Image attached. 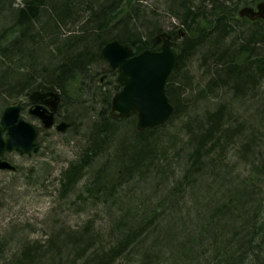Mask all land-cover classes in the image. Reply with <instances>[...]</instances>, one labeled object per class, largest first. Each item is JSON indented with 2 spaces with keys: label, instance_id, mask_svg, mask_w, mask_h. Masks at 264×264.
Returning <instances> with one entry per match:
<instances>
[{
  "label": "trees",
  "instance_id": "trees-1",
  "mask_svg": "<svg viewBox=\"0 0 264 264\" xmlns=\"http://www.w3.org/2000/svg\"><path fill=\"white\" fill-rule=\"evenodd\" d=\"M149 1L0 0V96L59 90L69 129L75 112L90 119L62 173L64 193L83 181L70 206L86 219L32 240L11 226L1 264H264V0ZM178 27L174 113L139 131L112 111L117 70L101 49L160 50Z\"/></svg>",
  "mask_w": 264,
  "mask_h": 264
},
{
  "label": "rangeland",
  "instance_id": "rangeland-1",
  "mask_svg": "<svg viewBox=\"0 0 264 264\" xmlns=\"http://www.w3.org/2000/svg\"><path fill=\"white\" fill-rule=\"evenodd\" d=\"M15 1V5L18 6L23 3L22 0ZM193 1L196 4L210 2V0ZM165 2L166 0H151L148 5L152 8L159 4L162 9H166L167 4ZM242 9L244 8L242 7ZM170 21L173 24L176 22L175 19L170 20L167 18L164 26L165 30H170L171 26L168 25ZM178 30H180V27L177 28V32ZM193 62L196 67L200 65L197 60ZM186 70H188L187 67ZM203 71H199V75L203 74ZM258 92L260 94L264 93V83ZM249 96L248 98H252L256 95L249 94ZM0 98V117L4 108L8 105L19 101L25 104L21 115L37 127V141L40 145L39 151L31 155H20L17 152L8 154L7 158L16 165V171H0L1 239L10 234L11 230L9 231V229L11 226L17 224L23 229L19 237L26 236L31 240L46 237L45 234L50 233L53 226L62 229L65 224L74 226L82 224L86 216L75 208H71L68 200L64 198L61 179L63 178L62 173L78 158L87 141V127L90 119L83 118L81 113L75 112L73 114L74 118H72L74 119L72 127L65 133H61L55 128L45 129L38 117L29 114V101L26 95L18 94L12 97L1 95ZM199 106L197 105L195 108H199ZM199 110L201 109H198L195 114H198ZM252 110L254 108L247 111L246 114H249ZM69 113L62 107V110L59 111V118L64 120L62 117L68 116ZM70 115L72 114L70 113ZM185 119L187 120L186 115L182 117L181 121L186 122ZM14 246L13 250H16L19 245L15 243ZM4 252L9 254L5 250Z\"/></svg>",
  "mask_w": 264,
  "mask_h": 264
},
{
  "label": "water",
  "instance_id": "water-1",
  "mask_svg": "<svg viewBox=\"0 0 264 264\" xmlns=\"http://www.w3.org/2000/svg\"><path fill=\"white\" fill-rule=\"evenodd\" d=\"M103 59L117 69V83L121 90L112 98L111 105L122 117L137 116V129H147L166 123L174 112L167 96V84L179 62V53L169 38L160 50L145 49L136 53L130 44L113 40L102 49ZM32 106L29 113L38 117L43 127L65 133L70 123L55 122V114L61 103L59 91L34 90L29 95ZM22 104L7 106L0 118V170L13 172L16 166L5 158L6 154L20 155L36 153L38 130L21 117Z\"/></svg>",
  "mask_w": 264,
  "mask_h": 264
},
{
  "label": "bare ground",
  "instance_id": "bare-ground-1",
  "mask_svg": "<svg viewBox=\"0 0 264 264\" xmlns=\"http://www.w3.org/2000/svg\"><path fill=\"white\" fill-rule=\"evenodd\" d=\"M252 0H243L242 2H244L242 5H244V4H246V3H248V2H251ZM254 1H257V0H254ZM174 25H177L176 24V22H175V24ZM178 26V25H177ZM171 28H172V26H171ZM181 27H180V30H178V33L176 34L177 36L176 37H178L176 40H174L173 39V35H167V37L166 38H169L170 39V41H171V43H172V45L174 46V48L178 51V53H179V62H178V65H177V67L179 66V63H180V51L178 50V48H177V46H178V44H179V42L181 41V39H182V37H183V33H182V31H181ZM165 38V39H166ZM165 39H163L162 40V43H161V45L163 44V42L165 41ZM113 40H117V39H113ZM112 39H110L109 41H107L106 43H108V42H110V41H113ZM106 43H104V45L106 44ZM104 45H103V47H104ZM103 47H102V49H103ZM102 49H101V53H102ZM102 55V54H101ZM103 58V57H102ZM110 66V65H109ZM177 67L173 70V73H172V76H173V74H174V72H175V70L177 69ZM110 68L111 69H113L111 66H110ZM114 70V69H113ZM172 76L170 77V79L172 78ZM169 79V80H170ZM169 82V81H168ZM116 83H117V81H116ZM118 84V83H117ZM168 85V84H167ZM118 86H119V90H117V91H115L114 93H113V96H114V94L116 93V92H118V91H120L121 90V86L118 84ZM26 96H28V95H26ZM113 96H112V98H113ZM111 101H112V99H111ZM111 108H112V105H111ZM112 111L113 112H115V113H117L119 116H120V114L117 112V111H114L113 109H112ZM136 116V114H132L131 116ZM131 116H129V117H131ZM120 117H122V116H120ZM199 117H200V115H199V113L198 114H193L192 115V119H199ZM122 118H128V117H122ZM187 118V120H186V122H183V120L181 121V119L179 120V122H180V127H182L183 128V126L186 124V123H188L189 121L188 120H190V116H187L186 117ZM136 124H137V116H136ZM137 127V126H136ZM239 176L240 177H238V179L239 180H237L239 183H241V182H243L244 181V179H243V177L242 176H244L243 174H242V172H239ZM63 180V178L61 179V182H63L62 181ZM62 184H64V183H62ZM82 184H83V181L82 180H80L79 182H77L71 189H68L65 193H64V198L66 199V200H68V203L69 204H71V203H74V204H77V205H79V204H81V196L85 193L86 194V192H87V190L82 186ZM82 188H84L85 190H83ZM81 192V193H80ZM79 225V224H78ZM78 225H76V226H74V225H68L69 227H71V228H76ZM66 226H67V224H66ZM67 228V227H66ZM149 243L150 244H153V239H150L149 240Z\"/></svg>",
  "mask_w": 264,
  "mask_h": 264
},
{
  "label": "flooded vegetation",
  "instance_id": "flooded-vegetation-1",
  "mask_svg": "<svg viewBox=\"0 0 264 264\" xmlns=\"http://www.w3.org/2000/svg\"><path fill=\"white\" fill-rule=\"evenodd\" d=\"M59 120H61V119L58 117V112H57L56 121H59Z\"/></svg>",
  "mask_w": 264,
  "mask_h": 264
}]
</instances>
